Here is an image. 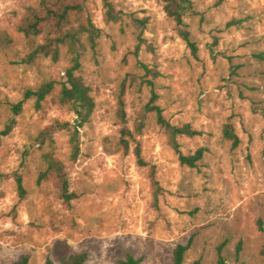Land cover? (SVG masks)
Instances as JSON below:
<instances>
[{"label": "rangeland", "instance_id": "obj_1", "mask_svg": "<svg viewBox=\"0 0 264 264\" xmlns=\"http://www.w3.org/2000/svg\"><path fill=\"white\" fill-rule=\"evenodd\" d=\"M39 2L0 0V132L13 115L10 104L26 89L56 81L41 109L28 99L11 133L0 135V264L24 255L30 264L48 257L59 264L83 251L85 264H120L128 250L142 264H171L176 245L188 241L184 264H217L224 241L227 264H264V0H192L185 21L196 56L162 0H114L113 21L102 0H88L100 33L95 44L83 38L76 73L96 107L78 128L76 159L67 129L53 133L54 146L36 140L55 120L76 119L56 101L74 64L68 49L58 61H22L43 42V35L19 31ZM152 89L172 124L201 131L179 137L185 154L206 148L198 167L180 163L156 113L145 111ZM227 125L240 138L237 147L224 137ZM125 128L131 133L123 135ZM137 146L145 166L137 163ZM49 150L64 165L76 194L71 201L61 197L56 177L38 181ZM16 173L24 179V199Z\"/></svg>", "mask_w": 264, "mask_h": 264}, {"label": "trees", "instance_id": "obj_2", "mask_svg": "<svg viewBox=\"0 0 264 264\" xmlns=\"http://www.w3.org/2000/svg\"><path fill=\"white\" fill-rule=\"evenodd\" d=\"M87 2L88 0H40L37 6L28 8L23 21L19 25V31L27 37L43 35V42L35 45L31 52L23 58V62L31 64L41 57H50L52 60L58 61L63 48H67L73 56L72 60L74 64L66 70V79L56 96V101L74 112L76 115L75 124H72L70 121L55 120L53 124L40 131L36 140L41 145L48 144L49 146H54L55 140L53 139V133L57 130L67 129L71 135L72 156L75 159L80 152L78 128L90 121L96 107L95 99L91 93V87L85 82L82 76L76 73L80 63L78 50L83 38L86 36L92 44H95L96 38L100 33L99 28L96 27L89 15ZM102 2L107 21L116 20L117 12L114 0H102ZM162 2L167 15L174 20L178 33L196 56L198 46L192 38V33L185 21L186 15L192 9V0H162ZM55 85L56 81L48 80L35 89H26L21 100L10 104L13 115L1 130L0 135L6 136L11 133L17 123V117L23 112L25 102L28 99L34 98L35 108L41 109L43 102L54 91ZM156 98L157 94L152 89V96L150 102L145 106V111L156 113L157 121L165 129L169 143L178 154L180 163L191 168L198 167L204 157L206 148L200 147L194 153L185 154L181 149L179 137H193L201 134V131L192 127L190 123L181 125L172 124L164 115L163 108L155 104ZM121 106L124 117L125 112L122 101ZM130 133L129 129H123V135ZM223 134L225 138L232 141L233 147L239 145L240 138L230 125L225 127ZM121 142L126 150H128L129 141L124 136L121 138ZM135 154L137 163L140 166L147 165L142 156L140 146L136 147ZM43 159L47 167L40 173L38 181L41 182L50 177H56L61 184V197L66 201H71L76 194L69 192L68 178L62 161L51 150L43 153ZM4 176L0 172V178ZM15 181L19 198L24 199L27 195V189L23 176L20 173H16ZM154 183L156 185L158 184L156 180H154ZM155 197H158V193L155 194ZM225 245L226 241L218 245L217 264H227V257L224 254ZM190 246L191 241L177 244L173 250L171 264H184L186 253ZM241 249L242 245L239 243L237 252ZM262 254L264 255V246L262 248ZM88 257L89 255L86 251L73 253L62 256L59 264H85ZM118 262L120 264H142L143 257H136L132 250H128L125 253V257L118 260ZM13 264H30V258L27 255L21 256ZM46 264H55V262L51 257H48ZM191 264H201V260L197 259Z\"/></svg>", "mask_w": 264, "mask_h": 264}]
</instances>
